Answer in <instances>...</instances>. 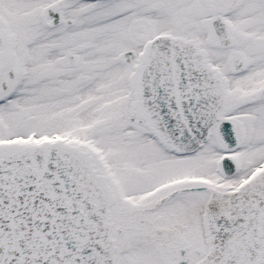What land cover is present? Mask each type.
Segmentation results:
<instances>
[{
	"label": "snow or ice",
	"instance_id": "6c2138e0",
	"mask_svg": "<svg viewBox=\"0 0 264 264\" xmlns=\"http://www.w3.org/2000/svg\"><path fill=\"white\" fill-rule=\"evenodd\" d=\"M0 264H264V0H0Z\"/></svg>",
	"mask_w": 264,
	"mask_h": 264
}]
</instances>
